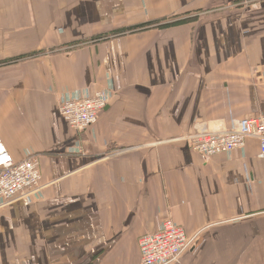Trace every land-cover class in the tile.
Here are the masks:
<instances>
[{
	"label": "crops",
	"instance_id": "obj_1",
	"mask_svg": "<svg viewBox=\"0 0 264 264\" xmlns=\"http://www.w3.org/2000/svg\"><path fill=\"white\" fill-rule=\"evenodd\" d=\"M97 90L72 129L60 102ZM261 114L264 0H0V137L43 184L0 206V264H141L168 217L196 242L171 264H264L258 139L204 158L188 138Z\"/></svg>",
	"mask_w": 264,
	"mask_h": 264
},
{
	"label": "built area",
	"instance_id": "obj_2",
	"mask_svg": "<svg viewBox=\"0 0 264 264\" xmlns=\"http://www.w3.org/2000/svg\"><path fill=\"white\" fill-rule=\"evenodd\" d=\"M107 103V92L97 90L88 96L62 100L59 108L72 129L84 130L97 123ZM188 138L192 148L204 158L242 148L248 138H256L260 143V155L264 157V114L239 119L231 129L197 130ZM42 187L38 158L29 155L15 160L0 137V206L20 197L36 195ZM194 240L195 237H190L181 225L168 217L156 232L140 237L141 264L177 262L193 247Z\"/></svg>",
	"mask_w": 264,
	"mask_h": 264
},
{
	"label": "trees",
	"instance_id": "obj_3",
	"mask_svg": "<svg viewBox=\"0 0 264 264\" xmlns=\"http://www.w3.org/2000/svg\"><path fill=\"white\" fill-rule=\"evenodd\" d=\"M158 22H159V20L148 22V23H144V24L137 25V26L126 27V28L120 29L118 31H113V32L102 34L103 36H99L96 39H100L101 40V39H105L106 36H108V35H116V34L118 35V34L125 33V32H135V31H138V30H144L146 28L155 26V24H158Z\"/></svg>",
	"mask_w": 264,
	"mask_h": 264
},
{
	"label": "water",
	"instance_id": "obj_4",
	"mask_svg": "<svg viewBox=\"0 0 264 264\" xmlns=\"http://www.w3.org/2000/svg\"><path fill=\"white\" fill-rule=\"evenodd\" d=\"M195 248H196V243L193 245V247L191 249L194 250Z\"/></svg>",
	"mask_w": 264,
	"mask_h": 264
},
{
	"label": "rangeland",
	"instance_id": "obj_5",
	"mask_svg": "<svg viewBox=\"0 0 264 264\" xmlns=\"http://www.w3.org/2000/svg\"><path fill=\"white\" fill-rule=\"evenodd\" d=\"M178 262V261H177Z\"/></svg>",
	"mask_w": 264,
	"mask_h": 264
}]
</instances>
